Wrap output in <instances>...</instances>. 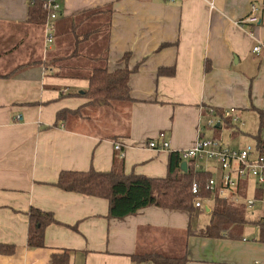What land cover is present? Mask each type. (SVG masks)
I'll use <instances>...</instances> for the list:
<instances>
[{
    "label": "crops",
    "instance_id": "0c3cea01",
    "mask_svg": "<svg viewBox=\"0 0 264 264\" xmlns=\"http://www.w3.org/2000/svg\"><path fill=\"white\" fill-rule=\"evenodd\" d=\"M31 1L0 0V264H50L63 250L68 264H137L131 256L147 252L185 256V264H264V206L243 203L264 196L252 179L236 191L252 220L245 215L248 222L220 238L192 232L208 224L211 196L191 213L150 206L118 220L107 218L106 199L56 186L61 171L119 163L125 174L164 177L171 151L191 146L199 128L214 133L203 128L210 107L239 115L237 123L218 120L219 139L227 129L235 147L264 140L256 112L264 109V46L252 52L264 44V0H61L51 44L43 24L27 22ZM252 3L259 21L250 27L240 21ZM102 65L137 66L131 102L87 104V77ZM163 67L173 73L159 74ZM60 109L78 112L57 121ZM159 131L170 150L148 147ZM200 166L219 175L212 160ZM31 208L56 221L45 226L41 247L27 244Z\"/></svg>",
    "mask_w": 264,
    "mask_h": 264
},
{
    "label": "trees",
    "instance_id": "16d2710c",
    "mask_svg": "<svg viewBox=\"0 0 264 264\" xmlns=\"http://www.w3.org/2000/svg\"><path fill=\"white\" fill-rule=\"evenodd\" d=\"M45 18L46 10L43 8V0L31 1L27 8V22L42 25ZM123 58L125 60L127 54ZM136 67L130 69L125 66L114 71H108L105 65L93 68L87 77L88 86L83 93L88 99L87 104L106 105L112 102H131L128 79ZM158 72L159 74H172L173 68L163 67ZM226 110L215 109V116L226 121L227 119L224 117ZM77 112V110L60 109L56 112V120H64L68 115H74ZM204 112L207 116V111ZM256 112L261 134L264 129V109H256ZM217 126L216 124L212 128L214 130L212 138L215 139H219L217 137L219 126ZM156 138L157 136L153 139ZM255 146L264 154V140L260 135L257 137ZM182 162L178 152L171 151L168 156L167 174L164 177L125 174L121 165H118V168L114 166L109 171H97L93 168L87 171L66 170L59 173L56 186L64 191L106 199L108 201L107 218L110 219L123 220L150 206L191 213L194 209V195L190 191L192 181L197 179L203 184L212 173L209 170H195L191 165H187L186 170L183 171L181 169ZM201 195L209 198L211 194L202 191ZM244 211L242 204H235L216 194L213 198V206L209 210L208 224L192 232L203 237L220 238L229 232V228L232 226L248 222ZM54 222L56 221L50 212L31 208L28 212V246L32 248L43 246L44 228ZM188 232L190 233V229ZM258 240L264 242V224L260 226ZM131 260L137 264L146 262L151 264L186 263L185 256H165L152 252L134 254L131 256ZM68 262L69 253L67 250L53 253L49 260L50 264H68Z\"/></svg>",
    "mask_w": 264,
    "mask_h": 264
},
{
    "label": "built area",
    "instance_id": "2783aa9c",
    "mask_svg": "<svg viewBox=\"0 0 264 264\" xmlns=\"http://www.w3.org/2000/svg\"><path fill=\"white\" fill-rule=\"evenodd\" d=\"M173 2L174 0H166ZM43 8L46 10V18L43 23L46 44H51L54 40L55 21L61 15V0H43ZM259 9L255 4L250 5L249 14L240 21V23H249L255 25L259 21ZM264 44L258 42L252 47V52L257 54L261 51ZM207 116L204 120V127L213 128L219 117L215 116V109L210 107L207 110ZM224 117L229 118L231 122H239L237 115L231 110H226ZM15 120H20L18 114ZM199 135L193 145L178 150L181 160L186 165H191L195 170L203 169L200 166L202 160H212L217 164L219 175H211L203 184L194 179L190 186V191L194 195V207L202 208V191H207L211 198L217 194L219 197L226 198L238 204L239 196L236 193L239 183L243 179H252L257 188L264 187V154L256 148L255 145L247 144L242 147L231 148L225 146L220 139L209 138L201 135L202 129L199 128ZM264 134V129H263ZM148 147L155 150H170V142L166 139L164 131H159L156 139L148 142ZM114 148L123 156V151L119 143L114 144ZM208 198V197H207ZM261 202L264 206V196L260 199L245 198L243 203L247 208L255 205V202Z\"/></svg>",
    "mask_w": 264,
    "mask_h": 264
},
{
    "label": "rangeland",
    "instance_id": "374dc122",
    "mask_svg": "<svg viewBox=\"0 0 264 264\" xmlns=\"http://www.w3.org/2000/svg\"><path fill=\"white\" fill-rule=\"evenodd\" d=\"M237 117L239 118V115H237ZM255 130H256V127H255ZM223 135H220V137H221V142L222 143H229L233 148H237V147H235V145L237 146V144H236V139L234 140H232V138H231V136H230V132L227 130V129H225V130H223ZM255 132V131H254ZM254 132H252V133H254ZM254 134H256V132L254 133ZM209 136V138H212V135L213 134H208ZM231 140L234 142V143H231ZM245 142L243 143V144H245V143H250V144H252V145H254L255 143V141H254V139H248V140H244ZM235 144V145H234ZM118 165H120V163L118 164ZM249 196L251 195V194H248ZM211 201H213L212 199H210ZM255 207V206H254ZM252 208L254 211H257V207H255V208ZM252 209H249V210H246L245 211V215H246V218L248 219L249 218V220H252L251 218V211H252ZM256 213V212H255ZM204 216H205V219H206V221L208 220V217H207V213H205L204 214ZM172 233L174 234V235H177L178 236V232H175V231H172ZM180 238V237H179Z\"/></svg>",
    "mask_w": 264,
    "mask_h": 264
},
{
    "label": "water",
    "instance_id": "95a60500",
    "mask_svg": "<svg viewBox=\"0 0 264 264\" xmlns=\"http://www.w3.org/2000/svg\"><path fill=\"white\" fill-rule=\"evenodd\" d=\"M186 167H187L186 162L183 161V162L181 163V169H182L183 171H185V170H186Z\"/></svg>",
    "mask_w": 264,
    "mask_h": 264
}]
</instances>
